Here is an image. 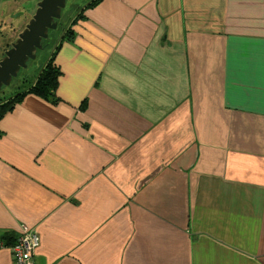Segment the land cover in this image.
Instances as JSON below:
<instances>
[{
    "label": "crops",
    "instance_id": "crops-1",
    "mask_svg": "<svg viewBox=\"0 0 264 264\" xmlns=\"http://www.w3.org/2000/svg\"><path fill=\"white\" fill-rule=\"evenodd\" d=\"M23 1L0 4L13 32ZM80 13L58 102L26 95L0 120V264L24 226L35 264H264V0Z\"/></svg>",
    "mask_w": 264,
    "mask_h": 264
},
{
    "label": "water",
    "instance_id": "water-1",
    "mask_svg": "<svg viewBox=\"0 0 264 264\" xmlns=\"http://www.w3.org/2000/svg\"><path fill=\"white\" fill-rule=\"evenodd\" d=\"M66 0H37L35 9L22 30L4 50L0 59V85H7L10 77L15 76L20 67H25L28 58L35 56V49L40 48L41 38L47 36L48 30H54L61 9Z\"/></svg>",
    "mask_w": 264,
    "mask_h": 264
},
{
    "label": "rangeland",
    "instance_id": "rangeland-1",
    "mask_svg": "<svg viewBox=\"0 0 264 264\" xmlns=\"http://www.w3.org/2000/svg\"><path fill=\"white\" fill-rule=\"evenodd\" d=\"M87 0H66L64 7L61 9L60 12V17L57 19V28L56 31L58 33V30L63 27L67 26L72 20L75 19L76 15L78 14V7L81 6L83 3H85ZM3 4L9 5L12 3V0H0ZM34 2L31 1H26V8H32ZM25 5V3H22V6ZM17 15L14 14V17ZM28 18V17H27ZM27 20L25 21V23ZM0 23H3L1 21L0 17ZM7 26L8 23H3ZM24 26V25H23ZM14 32L12 29L8 32L0 34V51L4 49L7 45V43L10 41L11 37L13 36ZM49 35L52 36V39H45L47 45H44L43 48L38 49L36 51V56L33 60H28L27 64L24 68H21L17 74V77H14L11 79V82L8 86H2L0 89V97H5V96H10L12 93L15 91L19 90L17 88V78H19L20 75L26 74L25 78L26 81L25 83L29 82L32 80L34 73L36 72L37 68L41 65L44 64L45 59L48 57L50 53V48L52 47L54 41L57 39L56 33H51L49 32ZM38 72V71H37ZM1 120V119H0ZM0 129H1V121H0ZM179 217L176 216L175 222H177L176 226L182 230L184 233L189 235L190 238V245H192L193 242H196L198 237L197 235H193L191 233V230L189 229L188 221L183 220V224L181 221H179ZM182 225V226H181ZM30 233H27L29 235V240H34L33 244V250L32 253L34 254L36 249L39 247L40 244V237L38 233L31 229L29 230ZM199 236V235H198ZM174 240L176 241L175 235L171 236L167 241L169 245H171ZM199 240V239H198ZM156 245V243H154ZM188 254V253H187Z\"/></svg>",
    "mask_w": 264,
    "mask_h": 264
},
{
    "label": "trees",
    "instance_id": "trees-1",
    "mask_svg": "<svg viewBox=\"0 0 264 264\" xmlns=\"http://www.w3.org/2000/svg\"><path fill=\"white\" fill-rule=\"evenodd\" d=\"M96 1L97 0H87L85 3L79 6L77 16L81 14L80 12L85 7L94 4ZM59 75H60L59 67L55 63L54 56H51L47 59L45 64L40 68L33 82H31L29 85H27L25 82H21V83L19 82L17 86L19 90L15 91L10 96L0 97V119L6 112L11 110L14 104L20 101L21 98L27 93H32L48 101L51 104H55L58 101L55 92L57 88V79ZM3 237L5 239H12L13 241L17 238L16 236L13 237V234H11L10 232L4 234ZM0 242H2L3 244H9V242L11 241L0 240Z\"/></svg>",
    "mask_w": 264,
    "mask_h": 264
},
{
    "label": "bare ground",
    "instance_id": "bare-ground-1",
    "mask_svg": "<svg viewBox=\"0 0 264 264\" xmlns=\"http://www.w3.org/2000/svg\"><path fill=\"white\" fill-rule=\"evenodd\" d=\"M25 2H26V1H23V3H25ZM33 2H34V4H33L32 8H30V11L27 12V13L29 14V17L31 16V14L33 13V11H34V9H35V2H36V1H33ZM0 4H1V6H3V3H2V2H0ZM10 10H11V9H7L6 11H4V12H3L4 15H1V14H0L1 21H2L3 23H8L7 26H6L5 24H3V23H0V34L5 33V32H8V31L11 30V26H10V24H11V22H13V21H12V20H13V17H11V13H10L11 11H10ZM0 12H1V11H0ZM12 16H14V15H12ZM74 23H75V20H72L67 26H63V27H61V28L58 30V33H57V31H56L57 25H56V28H55L54 30H50V29H49L48 32H47V36H46L45 38H41V40H40V48H36V49H35V56H36V51H37L38 49H41V48L44 47V45H47L46 41H44V40H45V39H52V36L49 35V32H51V33H53V34L56 33V35H57V39L54 41L52 47L50 48V53H49L48 57L45 59L44 64H45V62L47 61V59H48L49 57H51V56H54V59H55V57H56V53H57V51L59 50L60 45L62 44V41H63V40L68 41V40L72 39V36H73V34H74V33H73V28H72V26H73ZM22 28H23V27H22ZM22 28L19 29V30L16 31V32H14L13 36L11 37L10 41L7 43L6 47L0 51V59H1V57L4 55V50H6V49H8V48L10 47V43L16 38L17 34L22 30ZM69 32H70L71 34H70ZM56 47H57V48H56ZM35 56H34V58H35ZM34 58H32V59L28 58L27 61H28V60H33ZM27 61L25 62V66H26V64H27ZM55 63H56V60H55ZM44 64H41V65L37 68L36 72L34 73V76H33L32 80H30L29 82L26 83L27 85H29L31 82L34 81V79H35L36 75L38 74L40 68H41ZM56 65L58 66L57 63H56ZM58 67H59V66H58ZM21 68H24V67H20V68L18 69L16 75L10 77V80H9V82H8L7 85H5V84H1V85H0V89H1L2 86H8V85L10 84V82H11V79L14 78V77H17V74H18V72H19V70H20ZM59 70H60V68H59ZM37 71H38V72H37ZM60 74H61V72H60ZM25 75H26V74H22V75L19 76V78H17V86H18L19 82L21 83V82H25V81H26ZM57 83H58V79H57ZM56 90H57V88H56ZM55 94H56V92H55ZM26 95H34V94H32V93H27V94H25L23 97H25ZM34 96H36V95H34ZM56 96H57V95H56ZM23 97H22V98H23ZM36 97H38V96H36ZM22 98H21V100H22ZM38 98H40V97H38ZM57 98H58V97H57ZM40 99H42V98H40ZM21 100L18 101L17 103H15L14 106H13V108H12L11 110H13V109L15 108V106H16L19 102H21ZM42 100H44V99H42ZM44 101H46V100H44ZM46 102H48V101H46ZM57 102H58V101H57ZM57 102H56V103H57ZM48 103H49V102H48ZM56 103H55V104H56ZM50 104H51V103H50ZM55 104H52V105H55ZM11 110H9V111H11ZM9 111H8V112H9ZM31 229H32V228H31V227H28V226H24V227H22V229L19 231V233H18V235H17L16 237L18 238V237L21 236L24 232L29 231V230H31ZM11 258H12V257H11ZM12 262H13V264H16V261L13 260V259H12Z\"/></svg>",
    "mask_w": 264,
    "mask_h": 264
},
{
    "label": "built area",
    "instance_id": "built-area-1",
    "mask_svg": "<svg viewBox=\"0 0 264 264\" xmlns=\"http://www.w3.org/2000/svg\"><path fill=\"white\" fill-rule=\"evenodd\" d=\"M27 233L30 232H24L10 245L11 257L16 261V264H35L32 253L34 240H29Z\"/></svg>",
    "mask_w": 264,
    "mask_h": 264
}]
</instances>
